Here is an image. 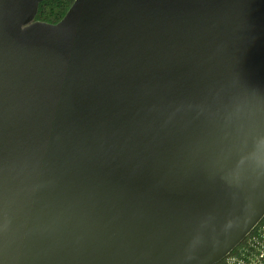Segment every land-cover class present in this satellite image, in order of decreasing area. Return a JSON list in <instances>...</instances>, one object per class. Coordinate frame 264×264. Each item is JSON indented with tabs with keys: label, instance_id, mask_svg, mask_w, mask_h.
Here are the masks:
<instances>
[{
	"label": "water",
	"instance_id": "obj_1",
	"mask_svg": "<svg viewBox=\"0 0 264 264\" xmlns=\"http://www.w3.org/2000/svg\"><path fill=\"white\" fill-rule=\"evenodd\" d=\"M0 0V264H217L264 217V0Z\"/></svg>",
	"mask_w": 264,
	"mask_h": 264
},
{
	"label": "trees",
	"instance_id": "obj_2",
	"mask_svg": "<svg viewBox=\"0 0 264 264\" xmlns=\"http://www.w3.org/2000/svg\"><path fill=\"white\" fill-rule=\"evenodd\" d=\"M72 1L43 0L38 4L33 20L56 23L63 17ZM230 255H237L235 261L239 264H264V217L228 256ZM223 263L224 259L217 264Z\"/></svg>",
	"mask_w": 264,
	"mask_h": 264
},
{
	"label": "rangeland",
	"instance_id": "obj_3",
	"mask_svg": "<svg viewBox=\"0 0 264 264\" xmlns=\"http://www.w3.org/2000/svg\"><path fill=\"white\" fill-rule=\"evenodd\" d=\"M236 252H238V251H236ZM235 258H237V255H230L228 257H225L223 264H226V262H228L229 264H239V262L235 261Z\"/></svg>",
	"mask_w": 264,
	"mask_h": 264
},
{
	"label": "built area",
	"instance_id": "obj_4",
	"mask_svg": "<svg viewBox=\"0 0 264 264\" xmlns=\"http://www.w3.org/2000/svg\"><path fill=\"white\" fill-rule=\"evenodd\" d=\"M236 259V258H235ZM226 264H229L228 262H226Z\"/></svg>",
	"mask_w": 264,
	"mask_h": 264
}]
</instances>
